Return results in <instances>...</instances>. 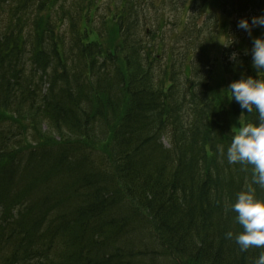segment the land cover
<instances>
[{"label":"trees","instance_id":"1","mask_svg":"<svg viewBox=\"0 0 264 264\" xmlns=\"http://www.w3.org/2000/svg\"><path fill=\"white\" fill-rule=\"evenodd\" d=\"M180 4L0 0V264H254L264 251L225 238L243 230L237 194L264 198L252 166L226 157L233 127L258 120L228 87L264 78L251 56L264 28L237 26L264 0Z\"/></svg>","mask_w":264,"mask_h":264},{"label":"clouds","instance_id":"2","mask_svg":"<svg viewBox=\"0 0 264 264\" xmlns=\"http://www.w3.org/2000/svg\"><path fill=\"white\" fill-rule=\"evenodd\" d=\"M238 28L251 34L253 27L264 28V14L248 19H241ZM252 66L258 71H264V36L254 37L251 48ZM230 61L238 62V53L233 52ZM228 99L234 100L242 110L258 113V120L239 122V127H233L231 143L227 148L229 164L251 165L252 183L264 189V78H254L242 75L228 87ZM222 153L223 148L219 149ZM236 213V221L242 226V231L234 236L229 231L226 239H233L241 251L251 247L264 249V198L256 194L253 187L246 186L236 196L232 205ZM254 264H264V251H261Z\"/></svg>","mask_w":264,"mask_h":264},{"label":"rangeland","instance_id":"3","mask_svg":"<svg viewBox=\"0 0 264 264\" xmlns=\"http://www.w3.org/2000/svg\"><path fill=\"white\" fill-rule=\"evenodd\" d=\"M105 1V0H104ZM157 1H160V0H157ZM172 2H174V3H178L179 5V7H180V10H179V13H180V16H183V10H182V4H180L181 3V0H171ZM214 11L216 10V8H214L213 9ZM206 13V12H205ZM208 18V15H205V17L203 18V21H206V19ZM250 18H248V20H249ZM249 22H251V20L249 21ZM204 23V22H203ZM212 24L213 23H210L209 25L210 26H212ZM201 25H202V23H201ZM208 25V26H209ZM239 34L241 33V31H239L238 32ZM241 37H245L246 36V34H243V33H241V35H240ZM236 38H239V36L237 35V33L235 32V33H231L230 34V39H231V42H233ZM225 41H226V38L225 37H223V41H222V45H224L225 44ZM170 42H171V46H175L176 45V40H174V38H172L171 40H170ZM224 43V44H223ZM178 46H180V43H178ZM230 52L229 51H223L222 52V49H217V50H213V51H211V56L212 57H217V58H219V60L223 63V60H224V58L229 54ZM221 62H219L218 60H217V63H221ZM219 75H221L220 73H219ZM217 81L219 82V83H221V84H223V83H225L227 80H224L222 77H218L217 78ZM240 121V120H239ZM238 120H236V122H239ZM237 127V126H236ZM48 128H44V131H46ZM49 131H50V129H49Z\"/></svg>","mask_w":264,"mask_h":264}]
</instances>
